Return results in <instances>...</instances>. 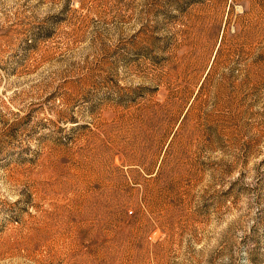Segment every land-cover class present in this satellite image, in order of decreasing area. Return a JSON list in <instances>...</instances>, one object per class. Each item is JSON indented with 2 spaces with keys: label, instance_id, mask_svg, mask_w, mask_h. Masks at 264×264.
<instances>
[{
  "label": "rangeland",
  "instance_id": "1",
  "mask_svg": "<svg viewBox=\"0 0 264 264\" xmlns=\"http://www.w3.org/2000/svg\"><path fill=\"white\" fill-rule=\"evenodd\" d=\"M0 264H264V0H0Z\"/></svg>",
  "mask_w": 264,
  "mask_h": 264
}]
</instances>
